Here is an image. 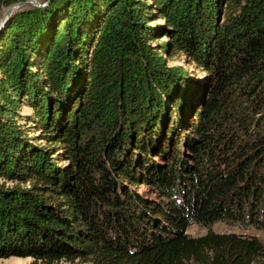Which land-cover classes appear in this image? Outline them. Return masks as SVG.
Instances as JSON below:
<instances>
[{
	"label": "trees",
	"instance_id": "1",
	"mask_svg": "<svg viewBox=\"0 0 264 264\" xmlns=\"http://www.w3.org/2000/svg\"><path fill=\"white\" fill-rule=\"evenodd\" d=\"M36 1L0 31V259L255 264L258 238L187 230L264 231V0Z\"/></svg>",
	"mask_w": 264,
	"mask_h": 264
},
{
	"label": "rangeland",
	"instance_id": "2",
	"mask_svg": "<svg viewBox=\"0 0 264 264\" xmlns=\"http://www.w3.org/2000/svg\"><path fill=\"white\" fill-rule=\"evenodd\" d=\"M19 2H15V3H19ZM15 3H13L12 5H14ZM146 3L150 4L151 2L148 0ZM12 5H10L8 7L3 6L0 9V31L6 27L11 16H13L17 11L24 9V8L20 7L18 10L13 11L9 17H4L5 14L7 13L8 9H10V7ZM151 5L153 6L152 3H151ZM163 22H164V20L160 19L158 17V14L155 13L152 16L151 21L149 22V26H151V27L158 26V25L163 24ZM169 42H170L169 38L164 37L163 34H161L158 36V40H155L152 43V46H158V50L161 53V56L163 57L164 60H168V59L166 57V54H164L163 50H161V47L164 44H168ZM169 65L181 66L185 72L186 79L190 80L191 82H193L194 80L202 82V80L204 79V73L197 70L193 64H189L187 62V58H185V57H181V58L175 57L174 59H172L169 62ZM18 113H19L20 118H21V120L19 121V125L21 126L22 129L26 128L25 130H27L25 133V137H27V139L30 140V142H32L33 144L36 143V144L42 145V146L46 145L45 142H40L41 140L33 141V138L36 136L38 137L39 135H38V132L35 130V128H33L34 124H32L30 122V118L33 117L32 108L26 102H22V104L20 105V109H19ZM55 163H57V162H55ZM2 182H3V180H0V184ZM5 182H6V185L9 187L16 185V184L11 183V182H7V181H5ZM129 188L132 190L135 189L133 186H130ZM137 192L142 196L144 195V198L147 197L150 199H154L153 194L149 193V190L146 186L141 185L139 188H137ZM209 230H211L212 232H216V233H236V234H239L242 236H253V237L258 238L264 246V231L263 230H258V229H255L253 227L240 228L237 226H233V225L221 223V222L213 224L210 228L200 226L197 224H193L188 228L187 235L189 237L196 238V237H200V236L205 235ZM0 264H43V263L34 262L33 259H31V258L22 259V258L12 257L9 259H0ZM54 264H92V263L83 262L81 260H75L73 262L61 260V261L56 262ZM255 264H264V256L259 258L255 262Z\"/></svg>",
	"mask_w": 264,
	"mask_h": 264
},
{
	"label": "water",
	"instance_id": "3",
	"mask_svg": "<svg viewBox=\"0 0 264 264\" xmlns=\"http://www.w3.org/2000/svg\"><path fill=\"white\" fill-rule=\"evenodd\" d=\"M50 1L51 0H47V3L45 5H47ZM27 4H31V5H35V6H41V4L39 2H37L36 0H27L24 2L15 3L14 5H12L10 7V10L7 12V14H5L4 17H9L13 11L18 10L20 7H23Z\"/></svg>",
	"mask_w": 264,
	"mask_h": 264
},
{
	"label": "bare ground",
	"instance_id": "4",
	"mask_svg": "<svg viewBox=\"0 0 264 264\" xmlns=\"http://www.w3.org/2000/svg\"><path fill=\"white\" fill-rule=\"evenodd\" d=\"M9 10H10V9H8V11H9ZM8 11H7V12H8ZM6 14H7V13H6Z\"/></svg>",
	"mask_w": 264,
	"mask_h": 264
}]
</instances>
